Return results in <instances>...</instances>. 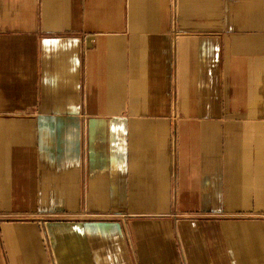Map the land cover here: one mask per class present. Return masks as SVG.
<instances>
[{"label":"crops","instance_id":"1","mask_svg":"<svg viewBox=\"0 0 264 264\" xmlns=\"http://www.w3.org/2000/svg\"><path fill=\"white\" fill-rule=\"evenodd\" d=\"M0 264H264V0H0Z\"/></svg>","mask_w":264,"mask_h":264}]
</instances>
